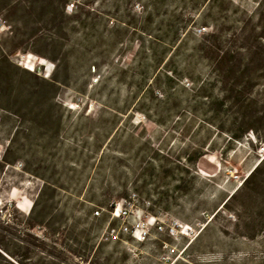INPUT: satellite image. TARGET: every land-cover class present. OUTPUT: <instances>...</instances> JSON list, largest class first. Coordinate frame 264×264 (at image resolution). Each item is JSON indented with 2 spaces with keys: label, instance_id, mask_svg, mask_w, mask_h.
<instances>
[{
  "label": "rangeland",
  "instance_id": "obj_1",
  "mask_svg": "<svg viewBox=\"0 0 264 264\" xmlns=\"http://www.w3.org/2000/svg\"><path fill=\"white\" fill-rule=\"evenodd\" d=\"M0 145V235L58 230L67 264H264V0H0ZM132 194L192 231L112 236Z\"/></svg>",
  "mask_w": 264,
  "mask_h": 264
},
{
  "label": "trees",
  "instance_id": "obj_2",
  "mask_svg": "<svg viewBox=\"0 0 264 264\" xmlns=\"http://www.w3.org/2000/svg\"><path fill=\"white\" fill-rule=\"evenodd\" d=\"M233 63L229 58H222V62ZM235 67H238V64H234ZM233 79L230 84L232 86L229 88L230 94L227 96L226 101L232 103L234 106H239L240 110H246L249 107V103L246 104L247 96L245 95L244 90L237 89V86H241L242 80L239 77H236V74L230 76ZM228 79L229 76H228ZM236 79V81H235ZM256 123H261V119H256ZM255 132L257 129L254 126H249ZM230 138L232 140H240L242 136L235 135L233 132L229 131ZM264 161H262L250 174L254 176L259 167ZM247 181L244 182L243 185H246ZM242 185V186H243ZM35 209V204L33 205L29 216L26 218L27 220V229L33 230L37 224L33 223V211ZM57 234H61L58 230H52L45 234L44 239L50 241L52 245H48L47 242L42 241L30 234H25L23 236L9 233V235H0V264H67V259L65 257L64 252H60L57 249V245H59L60 237L56 236ZM72 245H79L78 239L73 230L68 231L65 236ZM39 241V243H37ZM72 245L65 243V249L67 253L72 257H80L87 258L88 252L90 248L85 246L84 248H74ZM34 257H38V261L35 263H30V260ZM29 260V261H28Z\"/></svg>",
  "mask_w": 264,
  "mask_h": 264
},
{
  "label": "built area",
  "instance_id": "obj_3",
  "mask_svg": "<svg viewBox=\"0 0 264 264\" xmlns=\"http://www.w3.org/2000/svg\"><path fill=\"white\" fill-rule=\"evenodd\" d=\"M75 3L67 6L72 10ZM205 31V28L202 29ZM4 155V148L0 145V160ZM137 194H132L129 199L113 201L110 204L109 213L112 219L121 221L120 227L111 229L110 234L117 237V233L130 235L138 242H145L154 231L158 234L165 233L170 237L178 238L179 236H188L192 231L190 226L184 225L178 220H162L147 211L139 210L136 205ZM94 215L99 216L100 211L96 210Z\"/></svg>",
  "mask_w": 264,
  "mask_h": 264
},
{
  "label": "bare ground",
  "instance_id": "obj_4",
  "mask_svg": "<svg viewBox=\"0 0 264 264\" xmlns=\"http://www.w3.org/2000/svg\"><path fill=\"white\" fill-rule=\"evenodd\" d=\"M43 64V63H42ZM29 70H32V67H28V66H26Z\"/></svg>",
  "mask_w": 264,
  "mask_h": 264
}]
</instances>
